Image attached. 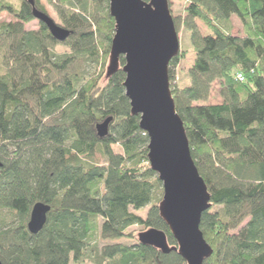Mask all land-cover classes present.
<instances>
[{"label": "trees", "instance_id": "trees-1", "mask_svg": "<svg viewBox=\"0 0 264 264\" xmlns=\"http://www.w3.org/2000/svg\"><path fill=\"white\" fill-rule=\"evenodd\" d=\"M168 3L194 54L187 84L174 82L185 50L169 63V81L210 194L200 230L213 253L203 264H264V0H184L178 15ZM108 4L34 0L70 32L59 42L43 23L25 30L35 20L26 0H0V14L11 19L0 22V264H80L92 255L97 264H184L175 252L116 243L140 226L176 245L158 215L161 183L130 113L123 57L106 76L114 34ZM231 17L244 39L223 29ZM215 83L221 102L208 105ZM107 118L100 139L95 127ZM37 202L51 211L31 235L26 225ZM146 207V218L132 213Z\"/></svg>", "mask_w": 264, "mask_h": 264}, {"label": "water", "instance_id": "water-1", "mask_svg": "<svg viewBox=\"0 0 264 264\" xmlns=\"http://www.w3.org/2000/svg\"><path fill=\"white\" fill-rule=\"evenodd\" d=\"M26 1L33 18L56 41L69 36V31L35 8L34 0ZM108 11L114 34L106 76L117 72L123 57V87L130 113L139 117V129L148 139L149 167L161 183L158 215L176 245L169 246L165 233L152 228L138 234L137 243L163 255L175 252L184 264H203L213 253L200 230L201 216L211 207L210 194L191 157L170 90L169 63L179 55L180 45L168 0H109ZM111 122L107 118L96 125L100 139L108 135ZM50 211L41 202L32 206L26 225L31 235L44 228Z\"/></svg>", "mask_w": 264, "mask_h": 264}, {"label": "rangeland", "instance_id": "rangeland-1", "mask_svg": "<svg viewBox=\"0 0 264 264\" xmlns=\"http://www.w3.org/2000/svg\"><path fill=\"white\" fill-rule=\"evenodd\" d=\"M169 1L171 3L172 13L174 15L180 14L182 11V8L184 7V0H169ZM49 13H50L49 17L55 22V24L60 26L58 24L57 17L51 8H49ZM10 20H11L10 17L6 13L0 14V22H3V21L8 22ZM198 25L200 27L201 32L205 33L206 29L202 25H200V24H198ZM38 28H39V23L36 20L30 22L29 24H27L25 26V30H27V31H36V30H38ZM223 29L231 36L232 39H234V38L244 39L243 34H242L241 22L236 17H231L230 20L228 21V23L223 26ZM178 39H179L180 50H183V51L185 50L186 52H188V54H186L185 59L179 63L177 69L174 72V74L176 76L174 82L179 83L181 86L183 84H185V85L187 84L186 83L187 81H185V76H186V72H187L188 68L191 66V64L193 62L194 54L191 51V44H190V41L188 38V33L186 34V32L184 30H180L178 32ZM56 51L61 52L62 50H61V48H56ZM108 59H109V56H108ZM107 66H108V64L106 65L105 70L107 69ZM217 91H218V86L215 83L212 86L210 97L207 100L206 104L214 105V104H219L221 102V100L217 97V94H216ZM97 158H99V156ZM161 197H162V195H161ZM148 208L149 207H146L140 211H135L132 213L141 217V218H146ZM98 222L101 223L102 222L101 219H99ZM146 230H148V229H146V228L144 229V227L133 226L127 230V233L130 234L133 237V239H131V240L125 239V240L118 241L116 243L121 244V245H127V246L134 245L137 243L138 234H140L141 232H145ZM104 244H105L104 242L98 243V248L100 249L102 246H104ZM106 244H108V243H106ZM95 258L96 257L93 255L91 256V258L86 257L85 261L83 263H80V264H97V261L95 260ZM69 264H76V263L71 261ZM102 264H104V263H102Z\"/></svg>", "mask_w": 264, "mask_h": 264}, {"label": "built area", "instance_id": "built-area-1", "mask_svg": "<svg viewBox=\"0 0 264 264\" xmlns=\"http://www.w3.org/2000/svg\"><path fill=\"white\" fill-rule=\"evenodd\" d=\"M237 79H238V80H242L241 75H238V76H237Z\"/></svg>", "mask_w": 264, "mask_h": 264}]
</instances>
